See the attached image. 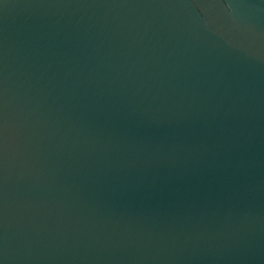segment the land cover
<instances>
[{"label": "water", "instance_id": "obj_1", "mask_svg": "<svg viewBox=\"0 0 264 264\" xmlns=\"http://www.w3.org/2000/svg\"><path fill=\"white\" fill-rule=\"evenodd\" d=\"M0 264H264V0H0Z\"/></svg>", "mask_w": 264, "mask_h": 264}]
</instances>
